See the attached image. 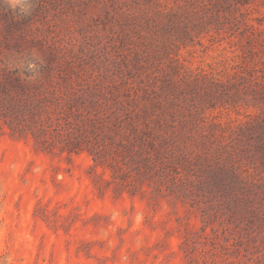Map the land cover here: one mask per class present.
Wrapping results in <instances>:
<instances>
[{
	"label": "rangeland",
	"instance_id": "obj_1",
	"mask_svg": "<svg viewBox=\"0 0 264 264\" xmlns=\"http://www.w3.org/2000/svg\"><path fill=\"white\" fill-rule=\"evenodd\" d=\"M37 1L23 0L13 9L0 0V24L7 26L8 12L37 14L35 25L46 27L48 38L63 46L61 53L88 72L111 74L118 54L128 50L145 55L158 45L163 55L155 27L145 23L162 19L152 5H128L132 15L120 16L126 7L109 0H48L42 12ZM253 16L264 20V7ZM8 43L4 58L10 66L27 53L43 58L36 47L18 50L11 37ZM164 48L178 63L177 85L183 74L224 81L240 69L239 48L227 39L205 37L178 47L165 42ZM165 65V58L157 64L163 74ZM155 68H144L141 84L155 82L158 89ZM194 102L198 120L217 136L260 111L249 98ZM50 144L0 125V264H264V206L258 203L264 191L243 217L231 191L220 205L221 192L213 197L216 188L158 187L152 173H136L111 158L96 163L86 150L68 152L56 141Z\"/></svg>",
	"mask_w": 264,
	"mask_h": 264
},
{
	"label": "trees",
	"instance_id": "obj_2",
	"mask_svg": "<svg viewBox=\"0 0 264 264\" xmlns=\"http://www.w3.org/2000/svg\"><path fill=\"white\" fill-rule=\"evenodd\" d=\"M109 1L126 7L120 16L132 15L128 5L154 6L162 19L147 18L145 23L155 27L163 55L158 45L144 50L145 55L127 48L118 54L121 59L111 74L97 68L88 72L61 53L63 46L48 38L46 27L35 25L37 14L5 13L9 23L0 24V125L18 135L30 134L37 144L51 145L52 140L68 152L86 150L96 163L111 158L136 173H152L158 187L216 188L213 197L221 192L220 205L231 191L237 195L235 209L247 217L249 203L264 191V20L253 16L264 0ZM166 1L173 3L167 6ZM47 3L38 0L37 11ZM214 36L238 46L240 69L224 81L208 80L204 73L192 79L183 74L177 85L173 76L179 74L178 63L164 43L178 47ZM8 37L18 50L36 47L43 58L27 53L10 66L4 58L12 47ZM162 58L164 74L157 67ZM148 66L159 71L158 89L155 82L141 84ZM244 98L260 111L228 127V134L217 136L198 120L194 99L212 105ZM258 203L264 206V200Z\"/></svg>",
	"mask_w": 264,
	"mask_h": 264
},
{
	"label": "clouds",
	"instance_id": "obj_3",
	"mask_svg": "<svg viewBox=\"0 0 264 264\" xmlns=\"http://www.w3.org/2000/svg\"><path fill=\"white\" fill-rule=\"evenodd\" d=\"M8 2H9V6L15 9L22 5L23 0H8Z\"/></svg>",
	"mask_w": 264,
	"mask_h": 264
}]
</instances>
